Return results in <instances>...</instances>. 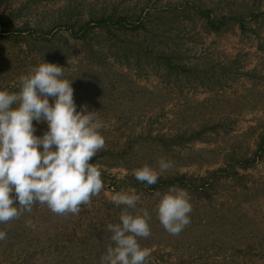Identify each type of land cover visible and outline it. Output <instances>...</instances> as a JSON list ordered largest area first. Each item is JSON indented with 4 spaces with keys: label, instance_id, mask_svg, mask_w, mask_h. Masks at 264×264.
<instances>
[{
    "label": "rangeland",
    "instance_id": "obj_1",
    "mask_svg": "<svg viewBox=\"0 0 264 264\" xmlns=\"http://www.w3.org/2000/svg\"><path fill=\"white\" fill-rule=\"evenodd\" d=\"M197 8L228 19L210 30ZM263 10L264 0H0L6 29L37 31L5 37L0 28V88L17 91L21 75L44 59L62 65L77 110L87 104L103 120L99 151L109 153L95 164L104 187L79 213L56 214L37 203L0 223L7 233L0 264H99L112 243L107 224L119 222L124 207L112 201L120 191L138 194L137 209L150 213L151 235L139 238L150 253L146 264H264V145L254 154L264 138ZM108 14L140 16L144 25L112 27L114 38L94 27L85 40L60 27ZM51 29L60 31L56 45L36 38ZM33 123L42 135L47 123ZM202 124L213 128L182 147L163 150L153 138ZM161 157L173 167L160 176L221 169L205 192L187 189L191 222L179 235L156 214L157 193L169 187L149 192L120 182L144 164L159 171ZM91 226L92 245L85 241Z\"/></svg>",
    "mask_w": 264,
    "mask_h": 264
},
{
    "label": "clouds",
    "instance_id": "obj_2",
    "mask_svg": "<svg viewBox=\"0 0 264 264\" xmlns=\"http://www.w3.org/2000/svg\"><path fill=\"white\" fill-rule=\"evenodd\" d=\"M72 82L62 65L44 59L21 75L17 91L0 88V223L31 212L37 203L56 214H77L104 187L101 170L91 162L105 146L104 122L87 104L77 110ZM33 121L47 123L42 135L36 134ZM172 167L170 159L161 157L159 171L144 164L133 175L151 185ZM157 195L160 224L179 235L191 222V194L173 185ZM139 199L128 191L112 196L124 207L119 222L107 224L112 243L99 264H146L150 253L139 238L151 235L150 213L137 209ZM6 236L0 229V240Z\"/></svg>",
    "mask_w": 264,
    "mask_h": 264
},
{
    "label": "trees",
    "instance_id": "obj_3",
    "mask_svg": "<svg viewBox=\"0 0 264 264\" xmlns=\"http://www.w3.org/2000/svg\"><path fill=\"white\" fill-rule=\"evenodd\" d=\"M196 13H198L202 18H204L206 27L210 30L217 31L220 30L223 25H225L226 20L228 19L227 16H219L215 17L211 14L210 10L208 8H197L195 9ZM264 16V10L260 12ZM144 22L140 16L136 17V20H127L124 16H112V15H104L99 16L97 18H90L87 21H85L81 26L74 28V25L71 23H65L61 28L63 30H66L68 32V35L72 36L74 39H86L89 32L94 27H102L106 31L107 34L112 36L113 38L116 37L115 33L112 30V27H121V28H130V29H139L141 26L143 27ZM0 28H2L4 36L10 37L11 34H20L22 33H28V35L33 36L32 34L36 33V30L28 29V28H7L5 26V22L2 21V16L0 15ZM60 32V31H59ZM55 32V30H48L44 33H41L37 35L38 37H43L45 42L50 43L51 45H56L58 33ZM160 55V54H159ZM160 57H163L166 59V63L169 67L173 68V66H176L175 64H172L170 62V59L166 57V55L161 54ZM213 126L210 124H202L198 129L191 130L190 132H187L186 130L180 133H177L173 136H154L153 138L157 141L158 147H160L163 150H169L173 145H177L182 147L183 145L193 141V140H202L204 138V133L212 129ZM47 129V128H46ZM264 145V138H262L261 142L259 143L256 152L254 154L260 153L263 149ZM261 145V146H260ZM109 154L108 150H102L96 153L94 157H92L91 162L96 164L98 161V158L101 155ZM255 157V156H254ZM253 157V158H254ZM247 162H249L247 160ZM221 171V169H216L208 172L206 176L201 177H195L193 175H187L186 173H177V174H171L167 176H159L157 182L155 184L148 185L145 182H141L135 178V176L127 175L122 178L120 181L122 185H131L133 187H144L147 190L150 191H158L163 188H168L169 186H180L189 190H194L199 193L205 192V189L210 184L209 181H211V176L214 178L217 177L218 173ZM100 214V212L97 210L94 212V216ZM56 218V215H53L51 219L54 220ZM52 220V221H53ZM0 228L2 229V226L0 224ZM94 227L91 226V228L87 231V236L85 241H87V244L92 245L93 242V231ZM58 233V232H56ZM90 242H89V241ZM81 243V240H80ZM94 243V242H93Z\"/></svg>",
    "mask_w": 264,
    "mask_h": 264
}]
</instances>
